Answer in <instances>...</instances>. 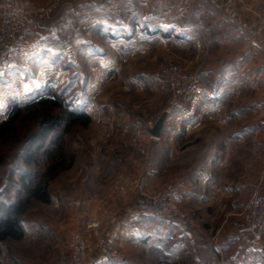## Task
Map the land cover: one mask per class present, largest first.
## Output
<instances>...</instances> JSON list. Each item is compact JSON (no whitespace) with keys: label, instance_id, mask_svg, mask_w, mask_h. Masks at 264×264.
<instances>
[{"label":"rangeland","instance_id":"rangeland-1","mask_svg":"<svg viewBox=\"0 0 264 264\" xmlns=\"http://www.w3.org/2000/svg\"><path fill=\"white\" fill-rule=\"evenodd\" d=\"M9 1L30 12L31 9L45 10L53 5L58 7L57 0ZM72 1L79 6L90 7L94 12L96 10L93 16L99 11L104 17L109 10L112 49L107 53L106 60L112 64L113 71L102 80L96 79L93 77L91 59H101L102 55L94 53L93 56H84L85 54L80 53L81 59L78 57L77 62V55L74 53L73 60L67 57L58 60L65 73L64 78L57 82L39 85L19 79L12 84L0 85V120L8 117L13 104L26 105L40 96L54 93L62 94L66 100L89 112L93 119L88 127L74 128L67 135V150L75 154V163L71 169L61 172L50 182L51 203L34 202L20 218L25 231L24 237L21 240L8 239L3 242V264H53L56 259L70 257L74 248L82 242L87 251L84 264H101L100 253L106 243L116 246L123 255L122 260L107 264H214L212 257H215L216 246L227 239H209L213 251L202 254L182 251L179 252L180 259L175 260L169 257L172 245L166 240H161L155 246L151 242L136 246L124 244L117 240V231L122 216L172 225L150 215L138 214L143 204V192L157 193L169 187L172 190L174 188L172 199L181 207L174 198L178 183L174 182L169 171L184 167V147L191 140L185 136V130L190 114L199 115V111L209 103L203 98V94L214 90L215 83L211 81L210 71L216 67L215 48L224 32L215 28V16L209 14L208 19L203 21L208 12L198 13V0L186 6L181 4L183 0H177L180 6L173 4L171 0H133L131 9L121 17L113 14L108 0ZM160 1L163 5L158 3ZM2 2L0 0V32ZM170 4H173L172 10L178 12L186 8V15L191 16L189 24L193 25L188 27L192 30L191 33L188 30L184 32L186 30L183 28L169 34L171 20L166 19L172 15L167 13ZM207 11L210 12V7ZM135 13L144 17V24L153 16L163 20L165 35H152L149 32L152 31L151 24L147 26V33L141 30L133 32L131 28L137 24L133 16ZM92 18L80 22L78 42L107 46L108 36L98 35L97 31L103 25L98 24L101 20ZM201 18L202 22L199 21ZM183 24L185 23H180L184 26ZM126 27L129 31H126ZM24 30L25 27L18 34L11 56L17 52L18 38ZM124 31L128 32L127 35L122 34ZM4 59L0 54V62L5 61ZM66 65L68 68H65ZM169 67L184 72H200L202 88L193 101L180 99L175 104L171 103L169 92L155 81V72ZM94 70L100 72V68ZM245 103V100L239 101L241 106ZM260 107L257 111L251 110V116H241L240 124L262 122L264 105ZM163 115L166 117L161 137L151 140L148 155L140 154L131 146L134 130L145 127L149 121L155 124ZM197 119V116L193 118V124L198 123ZM220 120L213 112L211 117H203L205 124H215ZM258 150L252 145L250 148H238L241 167H247L249 161H252V154ZM23 156L24 151L9 166L10 176H5V182L0 186V197L1 194H7L11 199L16 197L20 170L26 168ZM253 166L258 185L252 196L256 193L264 196V162ZM153 170L157 172V176L152 175ZM14 185L15 188L12 187ZM134 203L136 209L133 208ZM107 208L109 211H106ZM181 208L192 217L191 227L186 232L194 233L196 227L193 215ZM241 219L244 222L243 217ZM252 233L257 235V239H252L249 243L244 240L239 257L231 261L229 259L231 264H264V227ZM248 248L250 252H247ZM235 251L236 248H233L230 255H234ZM230 255L227 254V257ZM223 259L226 263V254Z\"/></svg>","mask_w":264,"mask_h":264},{"label":"crops","instance_id":"crops-1","mask_svg":"<svg viewBox=\"0 0 264 264\" xmlns=\"http://www.w3.org/2000/svg\"><path fill=\"white\" fill-rule=\"evenodd\" d=\"M192 1L183 0L181 4L186 6ZM171 2L180 6L177 0ZM198 2V13L208 12L203 21L208 19L209 14L215 16V28L224 34L215 48L216 67L210 71L211 81L215 83L214 90L203 94L209 103L199 111V115L190 114L185 130V136L191 140L184 147V167L169 171L174 182L178 183L174 198L193 215L196 230L187 233L179 226L122 216L117 240L135 246L144 242H151L155 246L161 240H166L172 245L169 257L179 260V252H211L213 250L209 239H227L216 246L212 261L214 264H231L229 259L231 261L239 257L244 240L249 243L257 239V235L245 226L238 213L244 209L258 185L253 165L264 162V118L257 124L241 125L240 117L251 116V110L257 111L260 105H264V0ZM56 3L58 7L53 5L45 10L31 9V18L18 38L17 52L0 62V85L12 84L19 79L39 85L57 82L64 78L65 73L58 60L65 57L73 60L74 53L77 62L80 53L84 56H93L94 53L102 55L101 59H91L92 68H100V72L93 69L94 78L102 80L113 71L112 64L106 60L107 53L112 49L109 10L105 12L108 17H103L99 11L93 16L96 10L94 12L90 7L79 6L72 0H57ZM158 3L163 5L162 1ZM173 4L167 10V13L172 14L166 19L171 20L169 34L183 28L186 30L184 32L188 30L191 33L192 30L188 29L193 26L188 21L191 16L186 15V8H182V12L172 10ZM208 6L210 12L207 11ZM133 16L137 23L131 28L133 32L141 30L147 33V26L151 24L153 28L150 27L152 31L149 32L152 35H165L163 20L153 16L145 25L140 13ZM91 17L101 20L98 24L103 25L97 31L98 35L108 36L107 46L78 42L80 22L86 18L90 20ZM199 21L202 22V18ZM181 22L185 23L184 26L180 25ZM126 31L122 34L127 35ZM65 68H68L67 65ZM240 100L246 103L241 106ZM212 112L221 120L215 124H205L203 117H211ZM195 116L198 123L194 121L193 124ZM251 145L259 150L252 154V161H249L247 167H241L238 148H250ZM152 175L158 174L153 170ZM133 208L136 209L135 203ZM233 248L236 251L230 255ZM247 252H250V248ZM224 254L226 263L223 262ZM227 254L230 256L227 257ZM2 256L3 252L1 261Z\"/></svg>","mask_w":264,"mask_h":264},{"label":"trees","instance_id":"trees-1","mask_svg":"<svg viewBox=\"0 0 264 264\" xmlns=\"http://www.w3.org/2000/svg\"><path fill=\"white\" fill-rule=\"evenodd\" d=\"M92 120L89 112L59 93L40 96L26 105L13 104L8 117L0 120V186L22 151L26 165L20 170L16 197H0V264L3 242L24 237L20 218L34 202L50 204V182L73 167L76 157L67 150V135L74 128L88 127Z\"/></svg>","mask_w":264,"mask_h":264},{"label":"built area","instance_id":"built-area-1","mask_svg":"<svg viewBox=\"0 0 264 264\" xmlns=\"http://www.w3.org/2000/svg\"><path fill=\"white\" fill-rule=\"evenodd\" d=\"M77 2H99L101 0H74ZM133 0H108L111 3L113 14L117 17L123 16L132 7ZM31 18V12L21 9L9 0L1 3V32H0V54L8 58L13 54L14 45L18 34L26 26ZM154 79L172 97L171 103L175 104L180 99L186 101L194 100L202 88V76L199 71L184 72L176 68H163L155 72ZM154 126L149 121L145 127L134 130L131 138V146L142 155H148L151 140L155 139L150 133ZM143 186V183H142ZM174 188H167L157 193L143 192V204L138 211L139 215H150L153 218L164 220L172 225L189 230L192 217L184 211L172 199ZM250 231L256 232L264 227V196L254 194L246 203L244 210L239 212ZM81 243V240H80ZM83 243V242H82ZM77 245L68 258L56 259L53 264H84L86 259V247ZM99 262L107 264L112 261L123 259L121 251L110 243H106L101 249Z\"/></svg>","mask_w":264,"mask_h":264},{"label":"water","instance_id":"water-1","mask_svg":"<svg viewBox=\"0 0 264 264\" xmlns=\"http://www.w3.org/2000/svg\"><path fill=\"white\" fill-rule=\"evenodd\" d=\"M165 117L166 115H163L153 126L152 129H150V133L152 134L153 137L155 138H160L161 137V132L164 127V122H165Z\"/></svg>","mask_w":264,"mask_h":264}]
</instances>
